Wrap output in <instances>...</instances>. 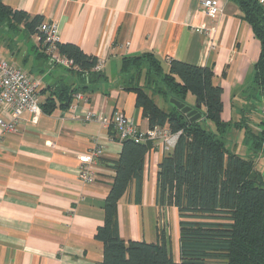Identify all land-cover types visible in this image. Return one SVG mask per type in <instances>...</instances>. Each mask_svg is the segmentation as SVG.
Segmentation results:
<instances>
[{
  "label": "crops",
  "instance_id": "crops-1",
  "mask_svg": "<svg viewBox=\"0 0 264 264\" xmlns=\"http://www.w3.org/2000/svg\"><path fill=\"white\" fill-rule=\"evenodd\" d=\"M2 1L56 23L60 43L76 44L102 60L104 77L91 84L88 90L96 89L93 93L83 92L76 108L42 112L36 123L25 113L13 131L0 125V264H98L104 245L95 235L105 221L104 202L116 174L112 161L119 158L122 143L88 113L110 117L123 112L139 129L149 128L136 94L121 85L123 58L152 52L164 62L175 59L211 67L223 88L222 118L234 121L254 81L260 41L235 0H216L222 11L215 17L203 12L202 0ZM13 30L21 31L18 39ZM0 42L5 48L1 58L41 81V102L52 93L51 83H79L75 73L47 58L40 36L24 24H0ZM254 104L264 119V98ZM12 116L10 108L0 110L4 121ZM253 124L255 131L261 128ZM96 146L103 149L96 178L84 182L79 157ZM166 153L161 141L153 142L141 202L136 201L132 182L118 203L117 228L126 241L157 242L165 231L179 262L178 209L158 202L159 163Z\"/></svg>",
  "mask_w": 264,
  "mask_h": 264
},
{
  "label": "trees",
  "instance_id": "trees-1",
  "mask_svg": "<svg viewBox=\"0 0 264 264\" xmlns=\"http://www.w3.org/2000/svg\"><path fill=\"white\" fill-rule=\"evenodd\" d=\"M235 1L261 44L254 81L246 90L238 120H223V88L216 83L211 67L175 59L164 62L152 52L123 58L121 85L136 94V105L148 119V129L167 125L173 133L181 131L158 170V202L179 212L180 261L174 260L165 231L157 242L120 237L119 200L134 182L136 201L141 202L146 156L154 140L121 139L111 124L110 136L122 143V150L112 161L116 174L104 202V224L95 235L104 245L103 260L98 264H264V177L255 168L253 157L233 152L226 138L233 126L244 129L254 153L264 152V119L257 124L261 127L257 131L250 124V115L256 111L254 102L264 98V6L258 0ZM43 20L0 0V24H24L28 32L44 40L38 29ZM58 48L74 61V67L56 66L75 73L80 80L49 85L52 93L40 101L42 112L47 114L57 108L68 110L76 93H93L96 89L88 90L91 84L104 77L103 69H94L98 58L78 45L58 43ZM188 94L201 105L200 120L191 122L175 105L164 109L156 101L159 96L168 102L174 98L189 104Z\"/></svg>",
  "mask_w": 264,
  "mask_h": 264
},
{
  "label": "built area",
  "instance_id": "built-area-1",
  "mask_svg": "<svg viewBox=\"0 0 264 264\" xmlns=\"http://www.w3.org/2000/svg\"><path fill=\"white\" fill-rule=\"evenodd\" d=\"M264 6V0H258ZM201 6L203 12L208 16L215 17L222 8L216 0H202ZM43 33L44 40H41L43 51L49 60L54 64L64 68L74 67V61L63 55L59 48L60 37L56 23H49L43 20L38 27ZM41 38V37H40ZM96 71L103 69V61L98 59L94 68ZM40 85L41 81L34 78L26 70L10 63L0 57V110L8 107L12 110V119L9 122L4 121L0 117V125L5 131H13L16 128L17 121L22 118L25 113L31 115V122L36 123L39 115L42 113L40 105ZM84 98L82 93L74 95V102L71 108H76L77 102ZM264 110V108H263ZM89 119L100 121L104 126L114 124L121 139H133L136 142L147 140L161 141L166 151L171 150L178 139L181 131L171 132L168 126L155 127L152 129L141 130L133 121L123 112H115L112 116L107 117L103 114L91 111L88 113ZM103 153L101 146H96L89 153L79 157L80 161V177L84 182H93L96 178L95 166L97 158Z\"/></svg>",
  "mask_w": 264,
  "mask_h": 264
},
{
  "label": "rangeland",
  "instance_id": "rangeland-1",
  "mask_svg": "<svg viewBox=\"0 0 264 264\" xmlns=\"http://www.w3.org/2000/svg\"><path fill=\"white\" fill-rule=\"evenodd\" d=\"M11 34H13L15 39H18L19 34L21 35V31L13 30V31H11ZM2 50H5V48L2 45V43L0 42V52H2ZM193 100H194V97L191 94H188L187 102L189 103V105L192 104ZM156 101L164 109H169L171 104H172L171 101L168 102L159 96L156 97ZM260 110H262V109L259 108L258 111L253 112L250 115L251 116V123L250 124L252 126H255L253 123H255L257 125L261 121L263 111L260 112ZM208 127L215 130V126L211 122H208ZM226 138H227V146L233 152L239 153V154H241L247 158H249L251 156L253 157L254 162H255V168L259 172H261L263 177H264V152H260L257 155L254 153V150L252 148V141H250L246 137L245 130L239 129V128H236L233 126L230 129V131L228 132V135L226 136Z\"/></svg>",
  "mask_w": 264,
  "mask_h": 264
},
{
  "label": "water",
  "instance_id": "water-1",
  "mask_svg": "<svg viewBox=\"0 0 264 264\" xmlns=\"http://www.w3.org/2000/svg\"><path fill=\"white\" fill-rule=\"evenodd\" d=\"M171 103L174 104L182 113H184L190 121H197L202 118V113L200 112V104H196L195 106L186 104L174 98L170 99Z\"/></svg>",
  "mask_w": 264,
  "mask_h": 264
}]
</instances>
